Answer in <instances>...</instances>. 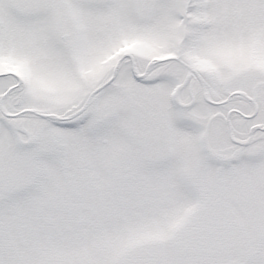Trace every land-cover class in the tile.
I'll list each match as a JSON object with an SVG mask.
<instances>
[{"label":"snow or ice","instance_id":"snow-or-ice-1","mask_svg":"<svg viewBox=\"0 0 264 264\" xmlns=\"http://www.w3.org/2000/svg\"><path fill=\"white\" fill-rule=\"evenodd\" d=\"M0 264H264V0H0Z\"/></svg>","mask_w":264,"mask_h":264}]
</instances>
